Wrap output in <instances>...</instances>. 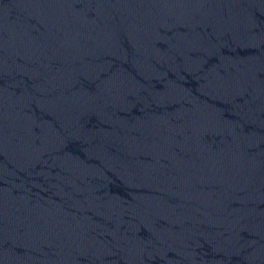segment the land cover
Here are the masks:
<instances>
[{
    "label": "water",
    "instance_id": "1",
    "mask_svg": "<svg viewBox=\"0 0 264 264\" xmlns=\"http://www.w3.org/2000/svg\"><path fill=\"white\" fill-rule=\"evenodd\" d=\"M0 264H264V0H0Z\"/></svg>",
    "mask_w": 264,
    "mask_h": 264
}]
</instances>
